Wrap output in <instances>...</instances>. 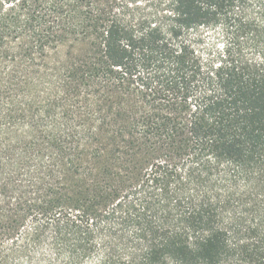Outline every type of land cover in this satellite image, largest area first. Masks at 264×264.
<instances>
[{
    "label": "trees",
    "instance_id": "1",
    "mask_svg": "<svg viewBox=\"0 0 264 264\" xmlns=\"http://www.w3.org/2000/svg\"><path fill=\"white\" fill-rule=\"evenodd\" d=\"M0 264H264V0H0Z\"/></svg>",
    "mask_w": 264,
    "mask_h": 264
}]
</instances>
